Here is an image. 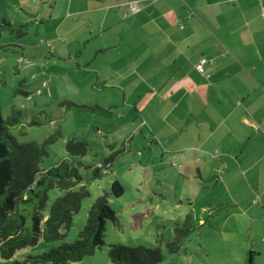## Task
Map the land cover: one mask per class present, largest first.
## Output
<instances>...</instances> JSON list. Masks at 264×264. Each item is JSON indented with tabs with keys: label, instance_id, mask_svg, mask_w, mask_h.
I'll use <instances>...</instances> for the list:
<instances>
[{
	"label": "rangeland",
	"instance_id": "obj_1",
	"mask_svg": "<svg viewBox=\"0 0 264 264\" xmlns=\"http://www.w3.org/2000/svg\"><path fill=\"white\" fill-rule=\"evenodd\" d=\"M76 1L81 0H53L55 7L49 18L43 15L45 5H39L37 10L38 0H0L2 111L5 117L15 106L24 111L23 126H15L13 132L20 140L44 141L61 130L62 135L48 146L49 154L42 162L44 168L65 158L81 159L95 166L117 152L115 161L109 168H102L104 174L99 178L91 177V169H80L91 194L74 214L66 240L78 237L94 201L104 191H110L116 179L125 190L120 196L111 195L109 201L120 224L108 222L105 243L93 255L68 264H114L109 250L115 243L160 244L165 259L159 264H251L253 251H257L255 264H264L262 191L253 187L250 172L243 173L240 167L234 171L240 194L230 196L231 199L226 194L220 205L212 206L213 197L201 195L202 186L188 169L199 158L216 160L215 157L199 154L188 165L190 162L183 159V154L166 142L161 146L142 122L135 109L136 105L142 108V96L131 94L129 88L125 101L121 89L102 87L104 82L98 80L93 66L78 67V62L92 58L101 40L91 38L96 32L90 31H96L98 24L92 26L89 17L78 12ZM117 14L116 28L137 17L123 18ZM5 20L14 25L27 22V34L18 37L11 33ZM73 135L88 140L85 156L67 152L65 144ZM197 180L201 182L200 178ZM63 194L59 188L50 190L48 208ZM259 198V203H255ZM192 201L196 202L194 206L189 205ZM202 206H209L210 210L204 211L206 224L198 223L197 216L179 251L171 252L167 242L174 238L176 223L183 224L193 207L201 215ZM58 243L41 240L36 246L19 250L16 258L42 252ZM0 264H11V260L0 257Z\"/></svg>",
	"mask_w": 264,
	"mask_h": 264
},
{
	"label": "crops",
	"instance_id": "obj_2",
	"mask_svg": "<svg viewBox=\"0 0 264 264\" xmlns=\"http://www.w3.org/2000/svg\"><path fill=\"white\" fill-rule=\"evenodd\" d=\"M52 1L38 0L44 17L52 16ZM130 1H76L78 12L98 24L91 38L101 40L78 67L93 66L102 87L121 89L125 101L129 88L142 96L135 109L161 146L187 162L215 157L188 164L212 206L240 194V167L262 191L264 208V0H137V12ZM117 13L137 17L116 28ZM208 208L190 214L204 225Z\"/></svg>",
	"mask_w": 264,
	"mask_h": 264
},
{
	"label": "trees",
	"instance_id": "obj_3",
	"mask_svg": "<svg viewBox=\"0 0 264 264\" xmlns=\"http://www.w3.org/2000/svg\"><path fill=\"white\" fill-rule=\"evenodd\" d=\"M4 23L18 37L27 34V22L14 25L5 20ZM23 123L24 111L20 107H13L7 117L3 115L0 96V257L11 260V264H68L93 255L105 243L108 222L116 226L120 224L109 197L122 195L125 188L116 179L110 191H104L94 201L78 237L67 241V231L74 223V214L80 210L83 199L91 194L80 169H91V177L99 178L104 174L102 168H109L115 161L117 152L95 166L85 164L81 159L65 158L44 168L42 162L49 154L48 146L56 142L62 132L58 129L44 141L20 140L13 128L23 126ZM23 133L24 129H21ZM65 147L70 155L83 157L89 151V142L73 135ZM54 188L63 190L64 194L48 208L49 191ZM194 225L190 213L183 224L176 223L174 238L167 242L171 252L179 251L183 239ZM41 240L59 243L42 252L16 258L19 250L36 246ZM109 256L114 264H159L165 259L160 244L150 246L142 243L112 244Z\"/></svg>",
	"mask_w": 264,
	"mask_h": 264
},
{
	"label": "built area",
	"instance_id": "obj_4",
	"mask_svg": "<svg viewBox=\"0 0 264 264\" xmlns=\"http://www.w3.org/2000/svg\"><path fill=\"white\" fill-rule=\"evenodd\" d=\"M129 7H130V10H131V12H137V11H139L140 9H141V4L139 3V1H137V0H134V1H130L129 3ZM264 14V13H263ZM43 41V40H42ZM44 42V41H43ZM45 43L47 44V45H50L51 44V42L50 41H45ZM197 68L199 69V70H203V64H202V62H200V63H198L197 64Z\"/></svg>",
	"mask_w": 264,
	"mask_h": 264
}]
</instances>
